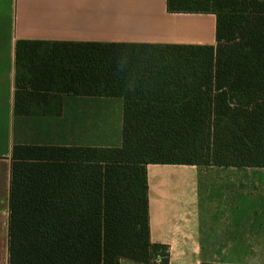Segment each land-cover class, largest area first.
Here are the masks:
<instances>
[{"label":"trees","instance_id":"obj_1","mask_svg":"<svg viewBox=\"0 0 264 264\" xmlns=\"http://www.w3.org/2000/svg\"><path fill=\"white\" fill-rule=\"evenodd\" d=\"M166 6L215 15L217 45L16 43V117L56 91L119 98L123 143L13 147L9 264H170L148 166L264 169V0Z\"/></svg>","mask_w":264,"mask_h":264},{"label":"crops","instance_id":"obj_2","mask_svg":"<svg viewBox=\"0 0 264 264\" xmlns=\"http://www.w3.org/2000/svg\"><path fill=\"white\" fill-rule=\"evenodd\" d=\"M216 24L212 14H170L166 0H0V264H9L15 145L120 148L123 143L122 99L71 95L63 97L59 115L43 117L34 134L43 141L20 140L17 124L34 113H14L16 43L216 46ZM259 170L264 169L149 165L152 243L169 248L170 264H264V208L232 202L247 187V175ZM202 180L208 189H225L216 194V207H200L208 195L199 192Z\"/></svg>","mask_w":264,"mask_h":264},{"label":"rangeland","instance_id":"obj_3","mask_svg":"<svg viewBox=\"0 0 264 264\" xmlns=\"http://www.w3.org/2000/svg\"><path fill=\"white\" fill-rule=\"evenodd\" d=\"M64 96H66V94L59 93L58 91L52 93L48 105L35 108L33 110L34 115L31 119L20 121L17 124V137L27 143L43 141V137L36 136L35 138L34 134L39 132L40 125L44 124V116H57L61 113V101ZM58 140L61 141L60 138H58ZM247 179L250 180L247 183V187L243 192H240V194L235 197L236 200L232 202H235L238 207H241L239 205L240 203L243 208L250 207L251 204H253L252 207L264 208V170L255 171L247 175ZM207 181H209V179H207ZM205 182V180L201 181L199 192L201 196L207 192L208 195L203 196L200 201V207H216V204L219 202V200L215 198L216 194L225 192V189L223 190L221 187L212 188V186L208 189ZM250 196H252V198H250Z\"/></svg>","mask_w":264,"mask_h":264}]
</instances>
